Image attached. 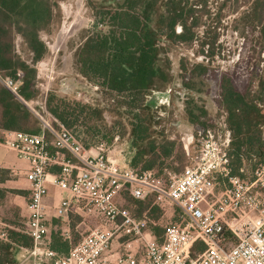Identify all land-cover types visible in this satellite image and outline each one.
I'll list each match as a JSON object with an SVG mask.
<instances>
[{
    "label": "built area",
    "instance_id": "1",
    "mask_svg": "<svg viewBox=\"0 0 264 264\" xmlns=\"http://www.w3.org/2000/svg\"><path fill=\"white\" fill-rule=\"evenodd\" d=\"M0 82L35 116L40 127L35 134L3 132L0 139V146L29 163L28 215L23 232L31 239V246L21 249L16 264H264V194H253L252 183L222 174L228 159L224 153L220 156L210 139L202 137L203 149L193 165L179 175L166 173L165 181L153 171L130 167L128 159H117L115 148L102 142L84 148L49 114L45 98L24 101L17 94V83L1 78ZM184 135L181 142L188 154L192 136L188 139ZM53 166L58 167V173H50ZM219 177L230 184L228 200L215 205L211 200ZM47 184L71 195L58 204L57 217H67L74 207L75 212L96 222L66 255L51 249L47 242L43 203ZM123 190L136 201L159 197L179 212L181 225L166 227L160 241L146 230L145 219L117 203ZM226 204L243 213L234 225L226 221ZM227 234L234 239L230 246H225ZM0 240H7L5 230L0 231ZM197 242L205 248L193 256Z\"/></svg>",
    "mask_w": 264,
    "mask_h": 264
},
{
    "label": "rangeland",
    "instance_id": "2",
    "mask_svg": "<svg viewBox=\"0 0 264 264\" xmlns=\"http://www.w3.org/2000/svg\"><path fill=\"white\" fill-rule=\"evenodd\" d=\"M50 2L53 5L51 32L41 34L48 53L35 66L37 98L39 101L45 98L46 104V99L53 95L71 103L89 105L92 109L94 107L103 109L102 121L91 118L89 121L86 116H82L79 123L68 131L82 142L84 148H94L102 142L111 149L115 148L114 156L125 161L132 157L130 123L133 121V115L139 112L117 107V101L123 98H118L114 94L110 96L95 83L81 76L75 57L78 46L93 29L95 17L105 10L114 9L115 0H50ZM193 8H195L193 17L198 23L193 28L195 33L193 42L188 45H171L167 49L161 64L164 63L165 67L168 65L171 73L169 82L164 88L153 90L145 96L146 100L152 96L156 98L152 108L153 137L158 141L165 138L175 142L171 156L158 160L150 171L165 181L168 180L166 173L171 176L181 174L185 167L193 165L196 156L202 151L204 137L216 144L214 148L220 152V156L224 153L228 159L222 174L237 177L247 185L252 183L253 194L256 192L264 194V187H261V184L264 185V154L259 156L255 151L247 154L243 149L237 163L232 153L234 139L229 114L221 104L223 78L231 79L242 94L250 92L256 95L260 90V83L264 81V36L261 30L246 27L243 16L247 10L245 0H239L236 4L234 0H199ZM77 16L81 18L79 27L68 37L62 48L54 49L61 29L68 27ZM190 22L191 18L188 20V23ZM98 29L104 30L105 27L99 25ZM177 31L179 32V27ZM20 42L19 38L16 39V52L26 57L27 52ZM193 64L207 67V74L198 75L197 70L190 74ZM182 66L186 67L185 72L182 71ZM257 107L261 115L258 130L261 141L264 142V100ZM194 117L198 119L192 120ZM184 134L188 139L192 136L188 154L181 142ZM116 136L119 138L114 142ZM172 137L174 138L170 140ZM142 166L141 163L135 168L139 169ZM229 185L225 178L219 177L215 181L214 197L211 202L218 205V201L228 200ZM129 198L132 199L123 190L116 201L119 205L136 212L138 208ZM12 203L13 201H6L7 207L1 203L3 206L0 213L3 217L14 220L22 228L24 219L16 217L15 208L9 207ZM224 210H227L226 221L232 225L243 214L228 204ZM79 215L81 224L72 230L69 228L70 220L65 222L55 220L52 223L49 234L50 246L53 245L54 235L75 244L96 226L92 217L86 214ZM156 216V226L146 222V230L151 232L157 227L162 234L168 226L181 225L179 212L175 209ZM65 226L68 227L67 230ZM7 229L0 226V231ZM233 242L234 239L227 234L225 246H230L228 243ZM113 247H116V244Z\"/></svg>",
    "mask_w": 264,
    "mask_h": 264
},
{
    "label": "trees",
    "instance_id": "3",
    "mask_svg": "<svg viewBox=\"0 0 264 264\" xmlns=\"http://www.w3.org/2000/svg\"><path fill=\"white\" fill-rule=\"evenodd\" d=\"M234 1L236 4L239 0ZM197 3L199 0H115L114 9L105 10L95 17L93 29L75 52L81 76L110 96L114 94L123 98L117 101V107L139 112L133 115L130 123L132 157L128 158L132 168L143 164L142 168H135L139 171L152 170L158 160L170 157L175 147L173 141L165 138L158 141L153 137L152 108L156 98L152 96L146 100L145 96L164 88L169 82L171 73L168 65L161 64L167 49L171 45L193 42V28L198 24L193 17V7ZM245 4L247 10L243 16L246 27L259 29L264 36V0H245ZM52 20L53 5L50 0H0V78L17 83L18 96L27 102L34 100L38 94L35 66L48 53L41 34L51 32ZM99 25L105 29H98ZM18 38L27 52L26 57L16 52ZM191 68L190 74L197 70L198 75H205L208 71L207 67L199 64H193ZM186 70L182 66V71ZM221 90V104L229 114L233 133L232 153L235 160L237 163L240 161L243 149L247 154L255 151L263 156L264 142L258 130L261 115L257 105L264 100V81L260 83L256 95L250 92L242 94L228 78H223ZM46 109L67 130L76 126L82 116L89 121L90 118L102 121L104 112L103 109H92L89 105L71 103L53 95L46 99ZM197 119L194 117L192 120ZM39 130L35 116L0 82V139L3 132L35 134ZM4 173L0 170V182ZM5 194L6 191L0 189V202ZM130 200L138 210L132 212L125 208L153 226H156V215L175 209L168 207L157 196H150L144 201ZM79 216L72 207L68 213L71 230L80 225L82 220ZM12 224L6 230L7 240H0V264H16L21 249L31 246V239L23 232L24 226L20 228L15 222ZM151 233L161 241L163 233L160 234L157 227ZM52 241L51 249L61 255H66L79 242L72 244L56 235ZM204 248L202 243L197 242L192 248L193 256Z\"/></svg>",
    "mask_w": 264,
    "mask_h": 264
},
{
    "label": "crops",
    "instance_id": "4",
    "mask_svg": "<svg viewBox=\"0 0 264 264\" xmlns=\"http://www.w3.org/2000/svg\"><path fill=\"white\" fill-rule=\"evenodd\" d=\"M29 169V163L26 159L19 157L15 152L0 146V170L4 171L3 180L0 182V189L6 191L4 199L0 202V208L6 205V201H13L10 208H15L16 217L26 221L28 211L27 202L29 198V182L26 179V173ZM50 173H56L58 167L53 166L49 169ZM47 196L44 198V209L46 217V225L48 226L49 233L47 242L51 243V226L55 220L65 222L69 220L67 217H57L55 210L63 198L70 197L68 191H63L58 187L47 184ZM3 203V205H1ZM79 215V213L76 211ZM0 213V224L6 228H11L14 220L3 217ZM81 224V223H80ZM68 228V227H67ZM66 226L65 229L67 230ZM50 246V245H49Z\"/></svg>",
    "mask_w": 264,
    "mask_h": 264
},
{
    "label": "bare ground",
    "instance_id": "5",
    "mask_svg": "<svg viewBox=\"0 0 264 264\" xmlns=\"http://www.w3.org/2000/svg\"><path fill=\"white\" fill-rule=\"evenodd\" d=\"M81 18L79 16L76 17V19L68 26L63 27L61 31L58 34V37L56 39V42L53 46L54 49H60L65 44V41L68 39V37L73 33L76 28L80 25ZM66 25V24H65ZM185 147H188V143L185 144Z\"/></svg>",
    "mask_w": 264,
    "mask_h": 264
}]
</instances>
